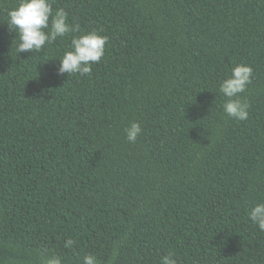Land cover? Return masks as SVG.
<instances>
[{
  "label": "trees",
  "instance_id": "16d2710c",
  "mask_svg": "<svg viewBox=\"0 0 264 264\" xmlns=\"http://www.w3.org/2000/svg\"><path fill=\"white\" fill-rule=\"evenodd\" d=\"M0 264H264V0H0Z\"/></svg>",
  "mask_w": 264,
  "mask_h": 264
}]
</instances>
